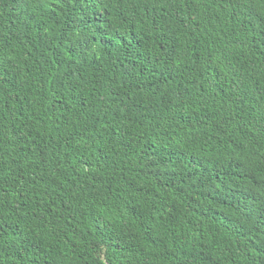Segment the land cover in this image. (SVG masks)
Listing matches in <instances>:
<instances>
[{"label":"trees","instance_id":"trees-1","mask_svg":"<svg viewBox=\"0 0 264 264\" xmlns=\"http://www.w3.org/2000/svg\"><path fill=\"white\" fill-rule=\"evenodd\" d=\"M0 264H264V0H0Z\"/></svg>","mask_w":264,"mask_h":264}]
</instances>
